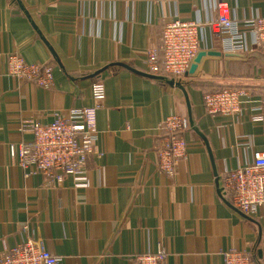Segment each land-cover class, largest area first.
Instances as JSON below:
<instances>
[{
    "label": "crops",
    "instance_id": "obj_1",
    "mask_svg": "<svg viewBox=\"0 0 264 264\" xmlns=\"http://www.w3.org/2000/svg\"><path fill=\"white\" fill-rule=\"evenodd\" d=\"M20 1L29 17L14 0H0V260L24 238L27 224L28 234L46 240L64 264H131L160 245L169 264H224L229 249L264 264V205L249 215L256 222L246 219L228 196L233 207L219 196L214 173L223 178L251 162L254 149H264V124L251 119L257 102L238 116L208 115L203 106L206 92L227 86L247 89L254 100L264 95V64L221 52L205 25L216 18V0ZM226 1L241 24L264 14V0ZM177 15L203 23L200 52L221 55L204 56L193 74L182 77L208 146L189 128L188 156L169 177L158 169V127L174 114L188 118L183 91L121 66L89 76L112 63L144 71L148 49L160 45L162 25ZM12 52L50 64L52 89L8 75ZM97 80L106 88L97 112L102 155L88 160L77 186L71 177L64 189L41 174L25 177L7 149V143L32 139L19 131L22 121L46 123L58 112L92 106Z\"/></svg>",
    "mask_w": 264,
    "mask_h": 264
},
{
    "label": "built area",
    "instance_id": "obj_2",
    "mask_svg": "<svg viewBox=\"0 0 264 264\" xmlns=\"http://www.w3.org/2000/svg\"><path fill=\"white\" fill-rule=\"evenodd\" d=\"M216 18L205 25L219 42L223 53H247L252 48L264 51V14L241 24L231 14L226 0H216ZM203 23L185 20L177 15L161 27V42L150 48L144 61L145 72L173 78L183 77L201 50ZM247 29V30H246ZM6 72L21 81H27L45 90L52 89L54 73L50 64L27 62L18 52L6 57ZM93 104L89 107L70 108L66 115L59 112L50 122L23 120L19 131L32 135L29 141L7 143L10 159L29 177L41 174L50 178L57 189H64L65 179L71 177L73 185L84 178L87 162L102 152L97 147L100 131L97 112L102 109L106 88L102 81L93 82ZM257 102L251 110V119L264 124V95L253 99V94L243 87L227 86L208 91L203 96V106L208 115H241L248 103ZM189 121L178 114L167 117L160 127L157 149L158 169L172 177L177 166L188 156V143L184 133ZM251 162L223 175L225 196L240 211L255 214L264 205V149H254ZM24 238L7 249L0 264H64L63 258L53 252L46 240L29 233L22 226ZM131 264H169V253L162 245L152 252L136 256ZM224 264H256L249 253L229 249L224 253Z\"/></svg>",
    "mask_w": 264,
    "mask_h": 264
},
{
    "label": "water",
    "instance_id": "obj_3",
    "mask_svg": "<svg viewBox=\"0 0 264 264\" xmlns=\"http://www.w3.org/2000/svg\"><path fill=\"white\" fill-rule=\"evenodd\" d=\"M19 6L20 8L24 11V13L26 15H28V12L27 10L25 9V7L23 6L22 2L20 0H14ZM29 17V15H28ZM47 43V42H46ZM48 44V43H47ZM49 46V44H48ZM50 47V46H49ZM51 49V47H50ZM52 50V53L54 54V56L56 57L53 49ZM228 56H234V57H242V58H245V57H255L257 58L262 64H264V53L262 51H260V49H255L253 51H250L249 53H226ZM206 55H215V56H219L221 55V52H216V51H209V52H206V51H201L197 54V56L195 57L193 63L191 64L188 72L186 73L187 74H193L195 72V70L197 69V66L198 64L200 63V61L202 60V58ZM58 61V60H57ZM112 66H121V67H124V68H127V69H130L136 73H139L143 76H146L148 78H151V79H154V80H158V81H161L162 83H165V84H168L172 87H176V88H179L183 91L184 95H185V98H186V102H187V106H188V109H189V112H188V118H189V127L191 129H193L202 139L203 141L206 143V145L208 146V142H207V139L205 137V135L199 130L196 122L193 120V117H192V111H191V105H190V101H189V98H188V94L186 92V89H185V81L182 79V77H179V78H173V77H169V76H165V75H155V74H151V73H147L145 71H139V70H136V69H133L131 68L129 65L127 64H124V63H112L111 65H108L106 67H103L102 69L92 73L89 77H99L104 71H106L109 67H112ZM208 150H209V153L211 155V151L208 147ZM212 159V158H211ZM212 162H213V159H212ZM216 169L214 168V173H215V182H216V186H217V191H218V194L219 196L230 206L233 207V205L226 199L225 197V191H224V186H223V180H222V177H220L218 175V173L215 171ZM236 209V208H235ZM237 211L239 213H241L243 216L246 217V219H249V220H252V221H255L251 216L243 213L242 211H240L239 209H237ZM256 222V221H255ZM259 234L262 233V228H259ZM258 256L260 257L261 256V251H258Z\"/></svg>",
    "mask_w": 264,
    "mask_h": 264
}]
</instances>
